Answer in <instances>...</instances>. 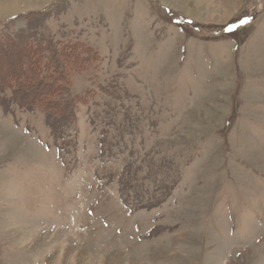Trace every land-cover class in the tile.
I'll use <instances>...</instances> for the list:
<instances>
[{"label":"rangeland","instance_id":"374dc122","mask_svg":"<svg viewBox=\"0 0 264 264\" xmlns=\"http://www.w3.org/2000/svg\"><path fill=\"white\" fill-rule=\"evenodd\" d=\"M0 30L99 56L62 117L0 97V264H264V0H0Z\"/></svg>","mask_w":264,"mask_h":264},{"label":"trees","instance_id":"16d2710c","mask_svg":"<svg viewBox=\"0 0 264 264\" xmlns=\"http://www.w3.org/2000/svg\"><path fill=\"white\" fill-rule=\"evenodd\" d=\"M98 63L97 52L83 42L30 41L0 30V97L9 93L11 102L24 109L62 117L71 78Z\"/></svg>","mask_w":264,"mask_h":264}]
</instances>
